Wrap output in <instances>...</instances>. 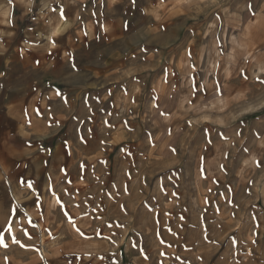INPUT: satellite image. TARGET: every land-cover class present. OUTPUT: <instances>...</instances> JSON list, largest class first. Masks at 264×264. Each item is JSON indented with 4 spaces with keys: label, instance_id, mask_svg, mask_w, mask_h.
Instances as JSON below:
<instances>
[{
    "label": "rangeland",
    "instance_id": "1",
    "mask_svg": "<svg viewBox=\"0 0 264 264\" xmlns=\"http://www.w3.org/2000/svg\"><path fill=\"white\" fill-rule=\"evenodd\" d=\"M57 3V76L92 86L59 193L0 228V264H264V0ZM65 230L87 250L52 258Z\"/></svg>",
    "mask_w": 264,
    "mask_h": 264
},
{
    "label": "crops",
    "instance_id": "2",
    "mask_svg": "<svg viewBox=\"0 0 264 264\" xmlns=\"http://www.w3.org/2000/svg\"><path fill=\"white\" fill-rule=\"evenodd\" d=\"M57 2L0 0L2 229L13 226L11 218L16 211L37 212V205L44 197L54 191L58 194L61 169H69L75 162L74 128L69 127L70 118L79 101L80 109L85 106L86 89L92 86V79L81 75V70L68 72L63 79L57 76L58 70L68 66L59 64L61 53L68 49L62 42L64 34L58 32L54 18H50V9L53 12ZM70 227L78 225L74 223ZM54 243L57 246L51 251L52 258L74 252L75 247L82 245L87 250L86 242L68 230ZM103 243L95 242L96 245ZM132 253L115 254L117 258H131L135 264H142L139 254ZM38 259L35 257L33 262Z\"/></svg>",
    "mask_w": 264,
    "mask_h": 264
},
{
    "label": "built area",
    "instance_id": "3",
    "mask_svg": "<svg viewBox=\"0 0 264 264\" xmlns=\"http://www.w3.org/2000/svg\"><path fill=\"white\" fill-rule=\"evenodd\" d=\"M115 264H133V263L126 259H121V260H118Z\"/></svg>",
    "mask_w": 264,
    "mask_h": 264
},
{
    "label": "snow or ice",
    "instance_id": "4",
    "mask_svg": "<svg viewBox=\"0 0 264 264\" xmlns=\"http://www.w3.org/2000/svg\"><path fill=\"white\" fill-rule=\"evenodd\" d=\"M29 186H31V185H29Z\"/></svg>",
    "mask_w": 264,
    "mask_h": 264
},
{
    "label": "bare ground",
    "instance_id": "5",
    "mask_svg": "<svg viewBox=\"0 0 264 264\" xmlns=\"http://www.w3.org/2000/svg\"><path fill=\"white\" fill-rule=\"evenodd\" d=\"M41 212V211H40Z\"/></svg>",
    "mask_w": 264,
    "mask_h": 264
}]
</instances>
